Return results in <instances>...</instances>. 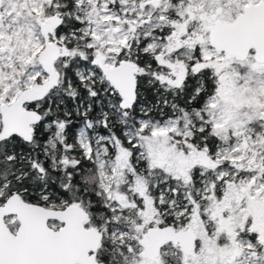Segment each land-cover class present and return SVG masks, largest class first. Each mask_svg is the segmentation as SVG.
<instances>
[{
  "label": "snow or ice",
  "instance_id": "snow-or-ice-1",
  "mask_svg": "<svg viewBox=\"0 0 264 264\" xmlns=\"http://www.w3.org/2000/svg\"><path fill=\"white\" fill-rule=\"evenodd\" d=\"M0 264H264V0H0Z\"/></svg>",
  "mask_w": 264,
  "mask_h": 264
}]
</instances>
